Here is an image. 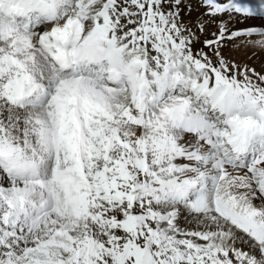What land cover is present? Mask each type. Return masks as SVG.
<instances>
[{"label":"snow or ice","instance_id":"1","mask_svg":"<svg viewBox=\"0 0 264 264\" xmlns=\"http://www.w3.org/2000/svg\"><path fill=\"white\" fill-rule=\"evenodd\" d=\"M0 0V264H264V0Z\"/></svg>","mask_w":264,"mask_h":264},{"label":"rangeland","instance_id":"2","mask_svg":"<svg viewBox=\"0 0 264 264\" xmlns=\"http://www.w3.org/2000/svg\"><path fill=\"white\" fill-rule=\"evenodd\" d=\"M248 3L249 1L247 0H242V2H245ZM185 3L187 5H189L188 8H186L183 12V17H184V20L189 23V24H192L195 26L196 22H198L199 20H204L205 17L203 18L202 16L204 15V9L200 7V4H199V0H185ZM198 4V5H197ZM200 8V9H199ZM201 10V11H200ZM206 20V19H205ZM204 20V21H205ZM219 22L217 20H215V24L219 25L218 24ZM231 28H233V26H230ZM205 28H206V31L204 33H201L200 34V43H197L195 45V48L196 49H200V48H204V44H203V41L205 39H211L213 38L212 36L211 37H206V35H208V31L210 30V26H207L205 24ZM234 29V28H233ZM208 30V31H207ZM216 32V31H215ZM213 32V33H215ZM212 33V34H213ZM240 47V46H239ZM225 48V49H224ZM230 50L233 52V55L234 56H229L228 54H226V50ZM205 51H207V48H204ZM222 51L224 52V56L226 58H229L239 64H244V63H247L248 66H250L251 68H255V70H257L258 72H264V69L262 67H258V65L256 66V63H251V61H253V59L256 58V53H254L253 57H252V53H250L248 50H242L243 51V55H245L247 58H249L250 62L247 61V60H244V57L242 56V52L238 50V46L237 45H226L223 47ZM257 55L259 56V51L257 52ZM258 59V58H257ZM243 61V62H242Z\"/></svg>","mask_w":264,"mask_h":264},{"label":"bare ground","instance_id":"3","mask_svg":"<svg viewBox=\"0 0 264 264\" xmlns=\"http://www.w3.org/2000/svg\"><path fill=\"white\" fill-rule=\"evenodd\" d=\"M247 1H249L248 3H251V4H256V3H258V0H247ZM246 2V1H245ZM198 5V4H197ZM202 8V7H201ZM200 9V8H199ZM201 11V10H200ZM203 18L205 17L204 15L202 16ZM206 19V20H205ZM205 24L207 25V26H210L211 28H210V30L208 31V35H206L205 34V36L206 37H210L211 35H212V33L213 32H215V31H217V28H218V25L217 24H215V20H217L219 23L218 24H220V19L221 18H219V17H217V18H215L214 20H212V21H208V19H207V17H205ZM224 21L225 22H227L230 26H233V28L234 29H236V28H241V27H245L246 25H260V24H264L263 22H262V20H261V18H256V19H249V20H247V21H244V22H239L238 20H237V18L236 17H233L231 20H228V18L227 17H224ZM228 47H229V45H228ZM225 49V48H224ZM224 53V52H223ZM226 54H228L229 56H234L233 55V52L232 51H230V50H226ZM259 56H258V60H264V52H261V51H259ZM229 58H231V57H229ZM245 60V59H244ZM243 62V61H242ZM243 65H247V63H244ZM256 66H257V64H256ZM250 67V66H249ZM257 71V70H256Z\"/></svg>","mask_w":264,"mask_h":264}]
</instances>
